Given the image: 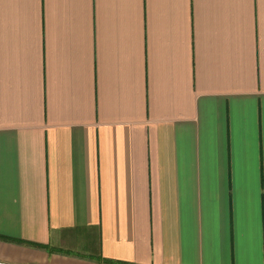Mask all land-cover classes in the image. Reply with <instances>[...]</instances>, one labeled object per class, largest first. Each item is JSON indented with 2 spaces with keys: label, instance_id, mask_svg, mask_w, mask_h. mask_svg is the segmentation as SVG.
<instances>
[{
  "label": "crops",
  "instance_id": "1",
  "mask_svg": "<svg viewBox=\"0 0 264 264\" xmlns=\"http://www.w3.org/2000/svg\"><path fill=\"white\" fill-rule=\"evenodd\" d=\"M0 263L264 264V0H0Z\"/></svg>",
  "mask_w": 264,
  "mask_h": 264
},
{
  "label": "trees",
  "instance_id": "2",
  "mask_svg": "<svg viewBox=\"0 0 264 264\" xmlns=\"http://www.w3.org/2000/svg\"><path fill=\"white\" fill-rule=\"evenodd\" d=\"M1 239H4V240H7L6 238H4V237H0Z\"/></svg>",
  "mask_w": 264,
  "mask_h": 264
},
{
  "label": "water",
  "instance_id": "3",
  "mask_svg": "<svg viewBox=\"0 0 264 264\" xmlns=\"http://www.w3.org/2000/svg\"><path fill=\"white\" fill-rule=\"evenodd\" d=\"M0 264H7V263H0Z\"/></svg>",
  "mask_w": 264,
  "mask_h": 264
}]
</instances>
